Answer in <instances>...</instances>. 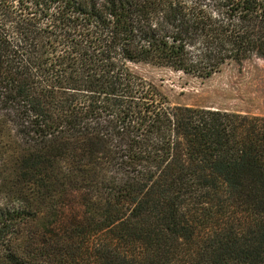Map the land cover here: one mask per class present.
<instances>
[{"label": "trees", "instance_id": "1", "mask_svg": "<svg viewBox=\"0 0 264 264\" xmlns=\"http://www.w3.org/2000/svg\"><path fill=\"white\" fill-rule=\"evenodd\" d=\"M254 58L264 0H0V126L19 145L0 264H85L92 240L97 264H264V117L172 106L129 68L209 78ZM73 192L77 220L32 231Z\"/></svg>", "mask_w": 264, "mask_h": 264}, {"label": "rangeland", "instance_id": "2", "mask_svg": "<svg viewBox=\"0 0 264 264\" xmlns=\"http://www.w3.org/2000/svg\"><path fill=\"white\" fill-rule=\"evenodd\" d=\"M129 68L147 85L154 86L160 97L172 106L206 108L264 117V60L262 59L254 58L241 65L227 64L220 72L209 78H200L166 67L142 63H130ZM7 126L5 129L0 126V209L5 204L4 184L10 179L5 172L7 166L2 157L9 149L14 151L19 147L18 144L13 143L16 136L9 132ZM82 214L80 195L76 192L70 193L51 211L45 212L39 222L33 225L32 231L37 232L41 228L40 223L48 224L54 220L52 229L56 233H61V230ZM48 218L50 221L47 220ZM93 245L92 240L81 250L83 256L81 258L85 264H97L92 254Z\"/></svg>", "mask_w": 264, "mask_h": 264}]
</instances>
